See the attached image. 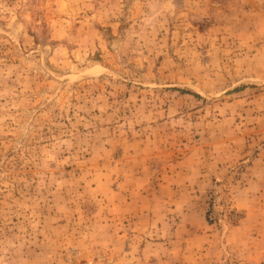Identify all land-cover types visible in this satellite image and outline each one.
Segmentation results:
<instances>
[{
	"label": "rangeland",
	"instance_id": "rangeland-1",
	"mask_svg": "<svg viewBox=\"0 0 264 264\" xmlns=\"http://www.w3.org/2000/svg\"><path fill=\"white\" fill-rule=\"evenodd\" d=\"M0 264H264V0H0Z\"/></svg>",
	"mask_w": 264,
	"mask_h": 264
},
{
	"label": "crops",
	"instance_id": "crops-1",
	"mask_svg": "<svg viewBox=\"0 0 264 264\" xmlns=\"http://www.w3.org/2000/svg\"><path fill=\"white\" fill-rule=\"evenodd\" d=\"M252 181H257V180L253 178Z\"/></svg>",
	"mask_w": 264,
	"mask_h": 264
}]
</instances>
